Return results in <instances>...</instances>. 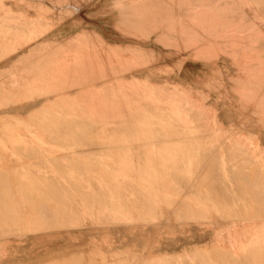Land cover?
Instances as JSON below:
<instances>
[{
	"label": "bare ground",
	"instance_id": "bare-ground-1",
	"mask_svg": "<svg viewBox=\"0 0 264 264\" xmlns=\"http://www.w3.org/2000/svg\"><path fill=\"white\" fill-rule=\"evenodd\" d=\"M184 1L185 0H183V2ZM183 2L181 3L183 4ZM115 3L116 6L114 5V1L112 6L118 8V13L117 15L114 13L112 19L119 17L120 24H118L119 22L117 23V20V24L115 25L120 26V33L122 34L120 37L123 38L130 35V37L133 36V39L136 40H133L134 42L130 41L132 45H128L131 46L127 47L125 45L127 47L125 51L130 49V51L134 53L133 55L136 53V58H138V56L140 57L146 51L149 52L151 50H147V48L143 46L145 43L149 42L151 43L149 45L153 47L152 51L154 50L156 54L154 59L152 56V58L149 57V60L152 59L151 61H154L153 63L160 62L174 55L176 51H173L175 50L173 46L177 44H174L175 42L171 43L170 39L176 42L177 39L182 41V44H184L181 46V49L184 52H193L197 58L201 53L207 52L206 49L203 50L207 45L201 46V44L205 43H199L200 45H198V43L196 45L188 44L191 40H194V43H196L204 34L207 36L205 39L206 41H208V38L210 40L217 36H225L226 38L228 35H231L232 37L230 31L233 27L236 28L232 25L231 30L227 31L230 28L229 26L236 21H231L232 23L227 22L225 17H221L223 13L220 15V10L218 11L220 16L217 15V11L215 10H218V8H214L215 10L208 9L212 11L211 14V11H207V8H203L204 6L202 7L203 11L201 10L200 12L198 9L196 11L195 9L188 10L187 3H184L186 5L185 7H180V2L169 3L167 0L166 2L165 0H115ZM205 3L207 2L205 1ZM262 3H264V1ZM14 4V2L5 4L4 1L0 0V11L7 13L6 11L10 10ZM194 4H196L195 1ZM27 6L31 7L32 4L28 3ZM262 6L264 5L262 4ZM109 8H111V6H109ZM180 8L184 10L186 8L188 11L194 12L190 13L185 10L186 12H183L186 15L183 13L180 14L182 10H180ZM112 9L114 8L112 7ZM213 11L216 13L214 14ZM8 12L10 13L11 10ZM18 12L19 10H17V13ZM40 12H42V10ZM14 13L12 14L14 15ZM100 13L101 12H99V14ZM1 14L0 27L7 26L8 24L6 25L3 23L5 21L4 19L8 18L5 17L7 14ZM10 14L7 15L9 18ZM18 14H23V12ZM26 14L25 17L27 19L28 14L27 16ZM38 15L41 16L42 14L40 13ZM79 15L81 16V14ZM18 17V19L21 20L20 16ZM34 17L36 18V16ZM35 18L32 17L29 25L18 21H16L18 24H13V21L12 25L10 24L11 28L9 27L11 29L10 31H6L3 28L0 31L1 60L4 58L7 60L9 59L10 61L6 60V63L9 62L8 64H10V67L17 65V61H22L23 63L26 60L25 64L19 62L22 64V68L20 67L21 69H19V72L13 73L17 70L9 72V75H7V77L5 76L6 78L0 80V113L9 114L10 112L8 109H11L15 114H18L20 110L30 111L29 120H23V122H27L26 124H30L24 128V131H27L31 135L34 134V136H37V139L40 137L46 138L47 140L49 136L51 139H68V142L64 141L62 146H60L61 144L59 143L61 148H68V150L69 148H79L76 142H69V138L72 139L74 137L76 141V135L79 136L80 134L82 135L79 137H82L83 134L85 136L97 134L100 136H114L115 139H131L130 141H132V139L149 140L155 138L158 142L147 144L141 140L143 143L138 142V144H136L133 141V143L124 144L122 142L123 144H121L119 141L95 143L91 140L92 143L94 142V144H91L94 151H90L88 154H95L97 156L99 153L104 154V150H107V155H114L116 157H111L112 159L105 161V163H113V165H117L118 167H107L105 170L112 172L103 173L102 175H99L97 171L104 172L105 170L92 167L93 165L91 169L88 167L82 170L77 167L64 169V164H82L84 162L83 160L85 159L77 155V158L74 160H67L63 157L64 155L57 157L52 155L53 159L50 160L47 158L48 160L44 159L43 161L38 159V155L37 159L39 161H27L28 164H35L34 167H9L10 170H7L8 175L1 173L3 170L1 168L3 167H0V205H2L0 207V234L17 236L19 233L29 232L26 234L21 245L15 244L13 246L14 252L11 253L12 255L9 261L13 262V258L17 256V264H23L25 259L28 260L35 252H40L38 249L39 247L44 246L45 252L37 255L36 257L38 260L31 264H85L88 260V258L87 260L85 259V257H87L85 252L91 247L92 249L96 248L95 242L91 238H88V241L85 243L88 247L84 248H88L87 250L83 249V247L72 246L71 249L65 248L59 253L53 249L49 250V248H47L48 245L52 246L51 243L55 244V240H51L48 243H45L43 240L51 236L34 234L39 232L40 229H43V226H47V230L55 229L56 232L54 237L57 238L61 235V233H59L61 227L68 226L69 228L83 225L79 222L80 220L78 221L77 219H74V222H70L72 219L70 218L69 221V217L71 215L76 216L77 211L82 206L72 203L71 198L73 195H76V197H83L87 207L94 209L96 204L102 203L105 195L108 194L111 201L106 198L107 201H105L104 206L108 208L110 215L114 213L116 214L114 216L119 215V218L122 217L120 215L124 216V221L122 220L124 227L120 230L118 229L119 232L123 231V237H121L124 238L126 236L127 242L133 245H135L137 240H141L143 244L138 254L133 253L129 256H123L115 261L106 256H102L101 258L98 255L101 258L99 264H119V262L122 263L126 261L128 264H264V120L261 119L258 121V130L254 133H243L238 127L232 126L233 124H230L231 121H227L229 124H225L222 121L210 117L206 110L202 108V104L196 102L194 98L193 100L187 99L184 94L179 93L180 88L178 87L180 84L177 82L173 83L170 82L171 80L169 79H162L158 84H156L155 81H153L152 84L150 80V83L154 86L157 85V88L158 85H162L163 87H175V89H177L176 91L164 89L163 92L155 91L152 86L148 85L150 83L147 75L146 78L148 79L146 80L148 83H145L146 85L141 83L142 81L135 76L137 71L151 64L148 66H140L139 63L143 64L141 63L143 57L139 58L141 61L139 63L136 59L137 61L135 62L138 64L133 63L134 61L130 55L128 57L131 58L132 61L127 57L125 58L124 55L120 53L122 51L120 50V44H111V40L102 32L98 33V30H89L84 27L82 23H79L74 26L77 28L79 27V30L76 31L75 34L65 37L67 33L55 31L50 25H46L45 28L43 27L44 25H36L37 23H34L36 22L34 20ZM41 18L42 17H40V19L37 18V20H41ZM115 25L113 24V27ZM138 26L147 29L146 37H142L143 35L140 36V31H134L136 28L138 29ZM23 27H28V33L19 37L18 31L23 29ZM143 28L142 30L144 31ZM238 28L242 29V27ZM204 29H207L206 33ZM5 31L7 33H5ZM223 31L225 33H223ZM134 32L140 33L139 36L143 38V40L140 41L139 36ZM228 32L230 34H228ZM248 32L244 34H248ZM143 33H145V31ZM237 33L239 34V31ZM6 34L11 38L5 37L7 36ZM251 34L249 32L250 36ZM210 35L213 37H208ZM243 35L241 33L240 36ZM255 35L257 36V33ZM233 36L236 37L235 35ZM110 37L115 38L112 36ZM247 37L249 36L247 35ZM245 38L243 37L241 41H244ZM250 38L252 41L254 36ZM227 39H230V37L228 36ZM235 40H237V37ZM238 41L240 42V40ZM258 41L263 42L262 39H258ZM156 43H161V46L157 47L155 45ZM180 43L181 42H179V44ZM223 43H225V41ZM230 44H234L233 49L238 45V43L236 45L235 41H233V43L230 41ZM247 44L249 43L247 42ZM7 45H9V47H7ZM244 45L246 44H243V46ZM249 46L250 44L243 48H249ZM260 46L261 44L259 46L257 45L256 48L264 53V48ZM222 47L225 48L223 45ZM246 48L245 51H247ZM256 48L254 46L253 49L256 50ZM122 49L124 51V46ZM182 50H180L181 53L183 52ZM258 50L256 51L258 52ZM152 51L149 52V55L154 53ZM250 52H253L251 48ZM254 52L252 54H244V56L240 54L244 60L242 57V59H239L243 60L245 63H238L236 60L239 64L236 65L238 71L242 73L239 74L243 75L245 73L244 76H246V79L244 77L243 81V76L241 80H238L242 82L240 83L242 84V86H240L242 90H246L250 93V97L253 96L251 99L256 101L260 99V101H258L260 103L257 104H255L256 101H252L253 104L251 109L256 113L257 111L264 112V75L263 77L261 75L263 69L258 73L259 69H261V65L259 68L260 62L264 63V61H261L264 60V55L258 52L261 54L260 57H263L260 60L259 54ZM256 53L258 54V58L256 57L257 55L253 56ZM238 56L239 55H237V58ZM215 58L217 59V56ZM251 59H256L255 64L258 63V70L256 73L259 75L254 73L256 75L255 79L252 76L255 70L251 72L253 67L249 66L252 62ZM145 60L148 62V59ZM208 60L212 59L210 58ZM236 61L234 60L235 63ZM246 61L251 62L248 63ZM255 64L253 66H255ZM249 67H251V69H248ZM18 68L19 67L16 69ZM11 70H14V68H11ZM214 71L218 73V70ZM3 73L6 72L4 71ZM234 73L236 72H233V74ZM219 74L221 75V73ZM239 74L236 73L237 76ZM226 75L227 73H224V76ZM257 75L259 77L256 79ZM250 77L253 78V81ZM260 77L262 78L260 79ZM233 78L235 77L233 76ZM229 79L231 78L229 77L228 80ZM244 80H247L246 82H248L250 87L248 84L244 83ZM238 81L236 82L237 84H239ZM245 85L247 89L243 87ZM181 86L184 87L183 85ZM240 87L237 89L240 90ZM201 96L204 99L205 95ZM206 96L208 97V95ZM182 103L184 104L183 107ZM128 106L132 108V111L128 113V111L122 110V108ZM211 106H213L212 109L216 111L214 109L215 105ZM249 107L250 106H245L243 104L242 110L247 111ZM186 109L195 115L193 119L186 115ZM213 110L212 113H214ZM122 113H124L123 117L128 114L127 116H131V118L126 116L123 121L113 118L120 116ZM32 116L35 117V119L32 118ZM145 116L149 117L146 119V123L143 119ZM17 119L19 118L17 117ZM188 121L190 125L186 128ZM139 123H141L142 126L139 125ZM144 123L145 125H143ZM6 124V118L0 116V139L10 137L6 131L11 130L6 127ZM219 124L222 127L223 124L229 126L228 128L231 126V130L233 128V130H237L236 132L239 133L230 134L227 133V131L225 133ZM14 129L16 130V128H12V131ZM233 130L232 132H235ZM42 131L48 132L49 136L47 135V137H44L43 135L45 133H41ZM81 140H86L87 142V139L82 138ZM52 143L51 145H53ZM45 145H48V143H45ZM14 148L16 147L14 146ZM84 148L82 150H84ZM123 149H125L124 152L121 151ZM84 151H86V148ZM83 152H79V155ZM29 153L36 158L35 155H37L38 152L36 153L35 151L29 150ZM86 153L87 151L84 154ZM10 154L14 156H12V163H17L18 160L16 157H18V154L11 152ZM43 155H45V153ZM95 158L97 161L99 160L98 156ZM1 163L3 164L4 162L2 161ZM43 163H48L53 166L46 168L43 167ZM85 166L87 165L85 164ZM5 170L6 168L4 167V171ZM62 170H64L65 174H63V176L68 178V182L77 185L79 188L85 189L92 187L94 190L96 189V191L90 192L83 189H76L75 192L66 191V189L65 191L64 189L59 191V189L55 187L45 189L46 186H44V183L39 181L42 175H45V171L57 172ZM92 170L94 171L93 173ZM9 179H11V181H9ZM107 180L119 184H104L107 183ZM85 181L90 182L87 184L88 186L82 183ZM13 182L18 183H15V186L19 185L17 188L14 186L16 190H19L24 184V187L27 185L29 189H31V192H29L30 190L27 187L28 192H25V195L29 193L28 196L36 195L37 198L31 197L32 199L29 200L30 197L25 196L26 200L25 197L20 199L22 195L19 196L18 192L21 194L20 190H22L23 187L15 193L14 188H12L14 191L8 189L12 186L11 183L14 184ZM37 183H43L44 188H41V185L39 186ZM49 186L51 185L49 184ZM102 187H107V189H102ZM24 189L26 191V188ZM113 189H115L116 193L112 192ZM121 192H124L125 198H122L120 195ZM14 194H18L16 198L19 196V199L16 200ZM11 195L15 198L14 200H11ZM83 205L86 206L85 204ZM101 211L104 213L103 210ZM134 216L137 218L136 223L132 221L134 220L132 219ZM116 218H114V221ZM105 219L106 218H104V220ZM92 221L94 222V220ZM119 221L120 220H118V222ZM122 221H120V223ZM69 222L72 223V225H68ZM107 222L105 221L104 223ZM111 224L112 222L110 225ZM30 225L34 227L32 229H27ZM81 228L82 227L78 230H82ZM31 232H34V234L30 237L29 234ZM125 233H128V235ZM181 234L183 237L177 238ZM85 235L90 237L89 234ZM167 235L173 236V242L171 241V243L169 240L166 245L160 246V241ZM66 236L67 237L64 239L69 240V234ZM154 237L155 240L153 239V242H149ZM29 243L32 245L27 249L26 247ZM60 255L61 257H59ZM56 256L57 258H55ZM47 257L50 258L43 260ZM59 258L61 259L59 260ZM30 259L33 260V258ZM6 261L7 260L4 262ZM91 261L93 260L91 259Z\"/></svg>",
	"mask_w": 264,
	"mask_h": 264
},
{
	"label": "rangeland",
	"instance_id": "rangeland-1",
	"mask_svg": "<svg viewBox=\"0 0 264 264\" xmlns=\"http://www.w3.org/2000/svg\"><path fill=\"white\" fill-rule=\"evenodd\" d=\"M2 1H4L5 2V4H7L8 2H10V3H12V2H14L15 4H14V6L12 7V8H10V10H11V14L8 12V11H10V10H8V11H6L7 13H3L2 11H0V14L1 13H3V14H1V15H9L10 14V18H9V16H5L7 19H9V20H7V19H4L3 21V23H5L7 26H3V27H0V31H1V29L3 28L4 30H6V31H10L11 29V25H12V22H13V24L15 23V24H18V22H20V23H26V24H30L29 22H30V20H32V17L33 18H35L34 16H36V18L34 19L36 22H34V23H37L36 25H38V26H43L44 28H45V26L47 25V26H51V28H53L55 31H60V32H64L66 35H65V37H69V36H71V35H73V34H75V32L76 31H78L79 30V27L77 28V27H74L76 24H79V23H82L83 24V26L84 27H86L87 29H89V30H95V31H97L98 33H103V34H105V36H107V38H109L110 40H111V44H120V50H122L120 53H122L121 55H124V57L126 58H128L129 60H131V58H132V60L134 61L133 63H137V62H135V61H137L138 60V63L139 62H141V63H143V64H145V65H143V64H140L139 63V65L140 66H148V65H150V66H148V67H143V68H140L138 71H137V74L135 75V76H137L138 77V79L140 80V81H142L141 83H144V85H146L145 83H148L147 82V80L146 79H148L149 80V83H150V80H151V82H152V84H153V81H155L156 82V84H158L159 83V81H161L162 79H160V80H155V79H153V78H151V74H149V68L151 67V66H153V65H157V64H159V63H163V62H165V61H168V60H170V59H172V58H174L173 60H170L169 62H167V63H165V64H163L162 65V67H161V69L163 70V71H167V72H170L171 74L173 73V74H177V75H179L180 76V79L184 82V83H180V82H177V83H179L180 84V86L181 85H183L184 87H186V88H184V87H178V88H180L179 90L181 91H179V93H182V94H184L186 97H187V99H192L193 100V98H194V100L196 101V102H198V103H200V104H202V108H204L205 110H206V112H207V114L210 116V117H212V118H215V120H218V121H222L223 123H225V124H229V122H230V124L232 125V126H236V127H238L239 129H240V131L241 132H246V133H250V134H252V133H254L255 131H257L258 130V121L259 120H261V119H263L264 120V112H259V111H257V112H259V113H254L253 112V110L251 109L252 107V104H253V102L252 101H256V100H254V99H251L253 96H251L250 97V93H248L246 90H242V88L240 87V86H242V84H240V83H242V82H240V81H238V80H241V77L243 76V78H242V81H243V79H244V77H245V79H246V76H244L245 75V73L243 74V75H241L242 73L240 72V71H238V68H237V65L236 64H238V63H243L244 61V58L241 56L242 54H243V56H244V54L245 55H247V54H249V53H253L254 52V50L255 49H253L254 48V46H255V48L257 47V45L259 46L260 44H261V46L260 47H262V48H264V6H262V4L264 5V3H262L264 0H199V2H198V0H185L184 2H183V0H167V2H173V3H177V2H180V4L182 5H179L180 7H185L186 5V3H187V9L189 10V9H195V11L198 9V10H200V12H201V10L203 11V8L204 9H206L207 8V11H211V10H215L216 8H218V10L216 9L215 11H217V13L215 12V11H213V13L215 14H217V15H219V13H218V11L220 12V15L222 14V15H224V16H222L221 15V17H225V19L227 20V22H233V21H236V22H233V24H231L227 29V31H230L231 30V26L233 25V26H235L236 28H232V30L230 31V33L232 34V37H234L233 35H235L236 37H237V40H235L236 39V37H234V38H232L231 37V35H228V34H230L229 32H228V34H224V35H228L229 37H230V39H227L228 38V36L225 38V36H223V37H220V36H215L216 38H214L213 36H208V37H213V39L211 38L210 40H209V38H208V41H206L205 39L207 38V36H206V34H204L203 35V37L202 38H199V40H197V42H196V40H195V42L196 43H194V40L192 41H190L188 44H193V45H196L197 43H198V45H200L201 43H205V44H201V46L203 45V46H205V45H207L203 50H207V55H206V53L204 52V53H201L200 54V56L199 57H195V54L193 53V52H190V51H186V52H184L181 48V46H183V44H182V41H180L179 39H177V42L176 41H173L172 39H170L171 40V43H174V44H177V45H175V46H173V48H175V50H173V51H176V52H174V55L173 56H171V57H169V58H167V59H164V60H162V61H160V62H156V63H153L154 61H151L152 59V57H153V59L155 58V56H156V54H155V51L153 50L152 51V46H150L149 44H151V43H149V42H147V43H145L143 46H145V48H147V50H149V49H151L150 51H152V52H154L152 55H149V52L148 51H146L143 55H141L140 57L138 56V58H136V53H135V55H133L134 53L132 52V51H130V49L128 50V51H125V50H127V47L128 46H131L132 44L130 43V41H132V42H134V41H136L135 39H133L134 37L133 36H131L130 37V35H128V36H126V37H120V35H122L121 33H120V30L121 29H119L120 28V26L118 27L117 25H115V24H117L118 22H119V17H116V19H112V15H114V13H115V15H117V9L118 8H116V7H114V6H112L113 5V1H114V5L116 4L115 3V0H2ZM60 1V2H59ZM62 1H64V2H62ZM66 1V2H65ZM98 1H100V2H98ZM164 1V0H163ZM177 1V2H176ZM188 1H189V5H188ZM194 1H195V3L196 4H194ZM205 1L207 2V3H205ZM230 1V2H229ZM234 1V2H233ZM257 1V2H256ZM259 1H260V3H259ZM46 4H45V3ZM56 2V3H55ZM59 2V3H58ZM62 2V3H61ZM165 2H166V0H165ZM181 2H183V4H184V6H183V4L181 3ZM28 3H30V4H32V6L31 7H29V6H27V4ZM52 3V4H51ZM53 3H55V4H53ZM59 5H58V4ZM100 3V4H99ZM204 3V4H203ZM236 5H235V4ZM254 3V4H253ZM61 4V5H60ZM192 4V5H191ZM202 4V5H201ZM206 4V5H205ZM54 5V6H53ZM200 5H201V7H200ZM215 5V6H214ZM217 5H218V7H217ZM231 5V6H230ZM233 5H234V7H233ZM34 6V7H33ZM36 6V7H35ZM53 6V7H52ZM109 6H111V8H109ZM116 6V5H115ZM204 6V7H203ZM33 7V8H32ZM43 7V8H42ZM46 7V8H45ZM48 7H50V8H48ZM112 7L114 8V9H112ZM191 7V8H190ZM203 7V8H202ZM230 7V8H229ZM48 8V9H47ZM78 8H80V9H78ZM179 8V7H178ZM200 8V9H199ZM213 8V9H212ZM215 8V9H214ZM221 8H222V10H221ZM239 8V9H238ZM40 9V10H39ZM49 9H50V11H49ZM84 9V10H83ZM111 9V10H110ZM182 9V10H181ZM186 8H185V10L187 11V12H190V11H188ZM208 9H211V10H208ZM17 10H19V12L18 13H22L23 12V14H18L17 13ZM21 10V11H20ZM37 12H36V11ZM42 10V12H40ZM47 10V11H46ZM77 10H79V11H77ZM81 10H83V11H81ZM175 10V9H174ZM180 14L181 13H183V14H185L183 11H185L183 8H180ZM193 10H191V11H193ZM241 10V11H240ZM13 11V12H12ZM44 11V12H43ZM66 11V12H65ZM68 11V12H67ZM109 11V12H108ZM185 11V12H186ZM206 11V10H205ZM235 11V12H234ZM15 12V13H14ZM24 12H25V14L27 13L28 14V18L26 19V17H25V14H24ZM38 12H40L42 15L40 16V15H38V14H40V13H38ZM76 12V13H75ZM82 12V13H81ZM99 12H101L100 14H99ZM194 12V11H193ZM193 12H190V13H193ZM229 14H228V13ZM239 12V13H238ZM9 13V14H8ZM12 13H14V15L12 14ZM103 13V14H102ZM104 13H106V14H104ZM203 13V12H202ZM209 13V12H208ZM227 13V14H226ZM15 14H18V15H15ZM27 14H26V16H27ZM79 14H81V16L79 15ZM182 14V15H183ZM211 14H212V11H211ZM12 15V16H11ZM186 15V14H185ZM219 15V16H220ZM228 15V16H227ZM229 15H230V18H229ZM244 15V16H243ZM18 16H20V18H21V20H19L18 18ZM89 17V19H88V17ZM232 16V17H231ZM13 17H15V18H13ZM40 17H42L41 18V20H37V18H39L40 19ZM45 17V18H44ZM84 17V18H83ZM102 17H104V18H102ZM239 17V18H238ZM244 17V18H243ZM60 18V19H59ZM63 18V19H62ZM101 18V19H100ZM246 18V19H245ZM14 19V20H13ZM16 19H18V20H16ZM44 21H43V20ZM85 19V20H84ZM106 19V20H105ZM260 19V20H259ZM11 20V21H10ZM26 20V21H25ZM59 22H58V21ZM118 20V21H117ZM229 20V21H228ZM16 21H18V22H16ZM25 21V22H24ZM81 21V22H80ZM116 21H117V23H116ZM243 21V22H242ZM9 22H11V23H9ZM100 22V23H99ZM231 22V23H232ZM242 22V23H241ZM251 22V23H250ZM11 24V25H10ZM113 24L115 25L114 27H113ZM118 24H120V22L118 23ZM10 25V26H9ZM245 25V26H244ZM10 27V28H9ZM43 27H41V28H43ZM118 27V28H117ZM140 27V28H139ZM227 27V26H226ZM238 27H242V29H244V30H242V29H239ZM40 28V27H39ZM142 28L143 27H141V26H138V29L136 28L134 31H140V36L141 35H143L142 37H146L147 36V29H145V28H143L144 29V31H145V33H143L144 31L142 30ZM28 27H23V29H21V30H19L18 31V36L19 37H22V36H24L25 34H27L28 33ZM140 29V30H139ZM221 29V28H220ZM226 29V28H225ZM225 29H224V31H225ZM236 29V30H235ZM104 30V31H103ZM223 30V29H222ZM241 30V31H240ZM246 30V31H245ZM5 31V33H7ZM133 31V30H132ZM142 31V32H141ZM206 31H207V29H204V32L206 33ZM223 31V33H225ZM235 31H239V34L237 33V32H235ZM242 31H245V32H250V34H251V36L249 35V32H248V34L246 33V34H244L245 32H242ZM108 32V33H107ZM242 33V35L243 36H240L241 35V33ZM4 33V32H3ZM64 33H63V35H64ZM106 33H107V35H106ZM134 33H136V32H134ZM223 33H222V35H223ZM227 33V32H226ZM257 33V36L255 35V34ZM109 34V35H108ZM137 34V36H139V34H138V32L136 33ZM145 34V35H144ZM237 34V35H236ZM7 36H5V37H7V38H11L10 36H8V34H6ZM247 35L249 36V37H247ZM110 36H112V37H115V38H111ZM139 36V40L141 41V40H143V38H141ZM252 36H254V38H252V41L253 42H256V43H253L252 41H251V38L250 37H252ZM118 37V38H117ZM239 37V38H238ZM243 37L245 38V37H247V38H245V42L244 41H241V39H243ZM256 37V38H255ZM263 37V38H262ZM196 38V37H195ZM204 38V39H203ZM231 38H232V40H231ZM59 39H61V38H59ZM216 41H215V40ZM227 39V40H226ZM255 39H257V40H255ZM258 39H262L263 40V42L261 43V42H259L258 41ZM134 40V41H133ZM164 40H166V39H164ZM163 40V41H164ZM168 40V39H167ZM179 40V41H178ZM238 40H240V42L242 43H240ZM248 40V41H247ZM200 41V42H199ZM215 43H214V42ZM222 41V42H221ZM225 41V43H223ZM230 41H231V43H233V41H235L236 42V45H237V43H238V47L236 46V47H234V49H233V46H234V44H230ZM179 42H181L180 44H179ZM191 42H193V43H191ZM209 42H211V43H209ZM212 42H213V44H212ZM247 42L250 44V46H249V48H246V50L247 51H245V48H243L244 46H248L249 44H247ZM260 44H259V43ZM161 43H162V41H161ZM161 43H156L155 45L157 46V47H159V46H161ZM200 43V44H199ZM239 43H240V47H239ZM253 43V44H252ZM128 44H131V45H128ZM182 44V45H181ZM216 44H218V45H216ZM243 44H246V45H244L243 46ZM252 44V45H251ZM263 44V45H262ZM122 45V46H121ZM127 47H126V46ZM216 45V46H215ZM222 45L223 46H225V48L228 50H226L224 47H222ZM228 45V46H227ZM230 45H232V46H230ZM242 45V46H241ZM123 46H124V51H123ZM177 46V47H176ZM185 46V45H184ZM212 47V49H211V47ZM214 46V47H213ZM229 46H230V48H229ZM7 47H9V45H7ZM125 47H126V49H125ZM210 47V48H209ZM178 48V49H177ZM222 48V49H221ZM236 48V49H235ZM243 48V49H242ZM250 48H251V51L253 50V52H250ZM208 49H210V50H208ZM234 51H233V50ZM249 49V50H248ZM178 50V51H177ZM180 50H182L183 52L181 53V51ZM236 50V51H235ZM256 50H258L257 48H256ZM255 50V52H257ZM151 52V53H152ZM179 52V53H178ZM246 52V53H245ZM254 52V53H255ZM258 52H260V53H263V52H261L260 50H258ZM257 52V53H258ZM148 53V54H147ZM150 53V54H151ZM238 53V54H237ZM254 54L253 56H255V55H257L256 57L258 58V54ZM0 54H1V52H0ZM147 54V55H146ZM233 54H234V56H233ZM241 54V55H240ZM127 55V56H126ZM130 55V57L131 58H129L128 56ZM149 55V56H148ZM154 55V56H153ZM201 55H202V58H201ZM229 55V56H228ZM232 55V56H231ZM237 55H239L238 56V58H237ZM260 55L261 54H259V59L261 60L264 56V53H263V57L261 58L260 57ZM135 56V57H134ZM144 56H147V57H144ZM152 56V57H151ZM184 56H189V58H191V59H193V60H195V61H197L196 63H200V65H199V67H201V71H200V73L198 74L197 72H192L191 71V69H190V73H188V75L186 76L185 75V73H183V71L185 70V68H186V70H187V68H188V64H193L191 61V59H189L186 63H187V66L185 67H182V68H180L179 69V64H180V59L179 58H181V57H184ZM217 56V59L215 58ZM134 57V58H133ZM144 59H143V58ZM149 57H151L150 59L151 60H149ZM243 58V60H240V59H242ZM139 58H142L141 59V61H140V59ZM212 59V60H208V59ZM240 58V59H239ZM135 59V60H134ZM137 59V60H136ZM145 59H148V62L149 61H151V62H147V60H145ZM240 61H239V60ZM131 60V61H132ZM232 60V61H231ZM234 60L236 61H238V63H237V61H236V63L234 62ZM256 60V59H255ZM255 60H252L251 59V61L253 62H251V61H246V62H248V63H252V65H251V63L249 64V66H251V67H253V69H252V71L251 70H249V71H251V72H253L254 70V72H253V74L254 73H256V71L258 70L257 68V64L258 63H256L255 64ZM145 61V62H144ZM222 61H224L225 62V64L223 65V67H220L221 66V62ZM261 61H264V60H261ZM15 62H16V60H15ZM22 63V61H17V65H15L14 67L12 66V67H5L3 70H1V73H0V80L1 79H4V78H6L7 77V75H9V72H13V71H15V70H17V71H15V72H13V73H16V72H19L20 70L19 69H21L22 68V64L24 63H26V60L22 63V64H20V63ZM194 62V61H193ZM206 62H208V63H206ZM223 62V63H224ZM230 62V63H229ZM232 62H234V63H232ZM18 63H19V66H18ZM137 63V64H138ZM206 63V64H205ZM220 63V64H219ZM245 63V62H244ZM208 64V65H207ZM216 64H218V65H216ZM255 64V66H253ZM236 67H235V66ZM239 65V64H238ZM246 65H248V64H246ZM260 65H261V69H259V71H258V73H260L261 71H262V69H263V73H261V75H262V77H263V75H264V66H262V65H264V63H262V62H260V64H259V68H260ZM17 67H19L18 69H16ZM21 67V68H20ZM251 67H249L248 69H251ZM8 68V69H7ZM11 68H14V70H11ZM255 68V69H254ZM236 69H237V71H236ZM7 70H8V74H7ZM10 70V71H9ZM214 70H218V73H217V71L215 72ZM235 70V71H234ZM6 72V73H3V72ZM144 73H143V72ZM207 71V72H206ZM220 71V72H219ZM233 72H236V73H241V74H239L238 76L236 75V73H234L233 74ZM219 73H221V75L219 74ZM224 73L226 74L227 73V75L226 76H224ZM258 73H256V74H258ZM5 74V75H4ZM233 75L235 78H237V79H235V78H233V76H231V75ZM246 74H248V73H246ZM252 74V76H253V78L255 79V74L253 75ZM146 75H147V77L148 78H146ZM259 75V74H258ZM257 75V77H256V79L259 77ZM6 76V77H5ZM188 76H190V78L188 77ZM200 77V84H199V86H196L195 85V87L193 88V87H190L189 86V82H190V79H192L193 77L195 78V77ZM237 76V77H236ZM240 76V77H239ZM140 77V78H139ZM142 77V78H141ZM144 77V78H143ZM231 78V79H229V80H231V81H229L228 80V78ZM249 77V76H248ZM247 77V78H248ZM262 77H260V79L262 78ZM250 78H252V77H250ZM253 78L251 79L252 81H253ZM264 78V77H263ZM141 79H144V80H141ZM235 79V80H234ZM239 82V84H237L236 82L237 81ZM234 81H235V83H234ZM247 81V80H246ZM245 80H244V83H246V84H248V82H246ZM170 82H173L174 83V81H170ZM192 82H193V80H192ZM186 83V84H185ZM151 83L150 84H148L149 86H152V88L153 89H155V91H160V92H163V90L165 89H172V91L174 90V91H176L177 89H175V87H173V88H169V87H163L162 85H158V88H157V85H152ZM155 84V83H154ZM161 84V83H160ZM178 84V85H179ZM231 84V85H230ZM147 85V86H148ZM238 85V86H237ZM172 86V85H171ZM174 86V85H173ZM235 86H237V87H235ZM248 86H249V84H248ZM240 87V90L239 89H237V88H239ZM244 88H246V85L245 86H243ZM250 87V86H249ZM261 87H263V86H261ZM147 88H149V87H147ZM177 88V87H176ZM243 88V89H244ZM161 89V90H160ZM247 89V88H246ZM263 90V89H262ZM203 93V94H202ZM205 93V94H204ZM250 94V95H249ZM180 95V94H179ZM201 95H205L204 96V99H203V97L201 96ZM206 95H208V97L206 96ZM199 97V98H198ZM208 99H207V98ZM249 97H250V99H249ZM259 98V97H258ZM258 101H260V99H257ZM258 101H256V103L255 104H257V103H260V102H258ZM262 101V100H261ZM250 103V104H248V103ZM222 103H223V105H225L224 107H223V105H222ZM205 104V105H204ZM245 105V106H250L249 107V110H247V111H244V110H242V105ZM254 104V105H255ZM211 105H215V107H214V109L216 110V111H214L212 108H213V106H211ZM184 106V104L182 103V107ZM143 108V107H142ZM137 109V108H136ZM210 109H212L213 110V112L215 113H212V110H210ZM9 110V114H1L0 113V116L1 117H4V118H6V121H7V124H6V127L7 128H10V130L11 131H6L7 132V134H8V136H10L9 138H1L0 139V167H3V168H1V169H3L2 171H1V173H3V174H7V170H10V168L11 167H13V166H15V167H22V166H31V167H34L35 166V164H28V162L27 161H31V160H35V161H39V160H41V161H43L44 159L46 160L47 158L48 159H53V157H52V155H54V156H63L64 158H66L67 160H74L75 158H77V156H81L83 159H85V160H83L84 162L82 163V164H80V163H69V164H64L63 165V168L64 169H68V168H74V167H77V168H79V169H84V168H86V167H88L89 169H91L92 167H95V168H99V169H104L105 170V168H109V167H118L117 165H113V163L111 164V163H109L108 162V164L107 163H105V161H109V160H111L112 158H116L114 155H111V156H109V155H107V153H108V151L107 150H102L103 152H104V154L107 156H105L104 154H101V153H97L98 155V158H99V160L97 161L96 160V158L95 157H97L95 154H88V152H90V151H94V149H93V147H92V145L91 144H94V142L95 143H98V142H120L121 144H125V143H133V141H134V143H136V144H138V142H144V143H149V144H152V143H154V142H158V140L157 139H153V138H151V139H144V140H142V139H132V141H130L131 139H115L114 138V136H109V135H91V136H88V135H84L83 134V136L82 137H79L80 135H82V134H80L79 136L78 135H76V141H75V139H74V137L72 138V139H70L69 138V142H71V141H74V142H76V144H77V146H79V148L78 147H76V148H69V150H68V148L67 149H64V148H61L60 146H62V143H64V141H66V142H68L67 140L68 139H66V140H61V139H56V138H52L51 139V137L49 136V133L48 132H44V131H42L41 133H45L43 136L44 137H47V135L49 136L48 138H47V140H46V138H40V137H38V139H37V136H34V134L33 135H31V134H29L27 131H24V128L27 126V125H30V124H26L27 122H23V120H29V112L30 111H25V110H20V111H18V114H15V112H12L11 111V109H8ZM122 110L123 111H128V113L130 112V111H132V108L131 107H124V108H122ZM133 110H134V108H133ZM218 110V111H217ZM122 111V112H123ZM186 111V115H188V116H190V118L191 119H193L194 117H195V115L194 114H192V113H190L189 111H188V109H186L185 110ZM2 112V111H1ZM216 112H217V114H216ZM211 113V114H210ZM124 113H122L120 116H116V117H113V118H115L116 120H118V119H121L122 121L126 118V116L128 115H125V117H123L124 115H123ZM186 115H185V117H186ZM217 115V116H216ZM11 116V117H10ZM17 117L19 118V119H17ZM128 118L130 117L131 118V116H127ZM165 117H167V116H165ZM209 117V118H210ZM32 118H34L35 119V117H33L32 116ZM149 117L147 116H145L143 119L145 120V123H146V119H148ZM143 120V121H144ZM227 121H229V122H227ZM13 122V123H12ZM145 123L143 124V125H145ZM24 124V125H23ZM221 124V123H220ZM219 124V126L223 129V131L226 133V131H227V133H236V134H238L239 132H236L237 130H233V128H232V130L233 131H235V132H232V130H231V126H230V128H228L229 126H227V125H225V124H223V127L221 126ZM14 125V126H13ZM139 125H141L142 126V124L141 123H139ZM190 125V122L188 121L187 122V124H186V128H188V126ZM19 126V127H18ZM12 128H16V130L14 129L13 131H12ZM229 129H230V132H229ZM8 132H11V133H8ZM0 133H1V131H0ZM72 136H75V135H72ZM103 136H106V137H103ZM77 137H79V138H77ZM90 139H89V138ZM35 138V139H34ZM50 138V139H49ZM87 139V142H86V140H81V139ZM113 138V139H112ZM28 139V140H27ZM37 139V140H36ZM49 139V140H48ZM101 139V140H100ZM115 139V140H114ZM26 140H27V142H26ZM30 140V141H29ZM58 142H57V141ZM78 140V141H77ZM94 141L93 143H92V141ZM97 140V141H96ZM128 142H127V141ZM142 140V141H141ZM18 141V142H17ZM45 141H47V142H45ZM50 141H52V142H50ZM137 141V142H136ZM2 142V143H1ZM28 142H30V143H28ZM56 142V143H55ZM123 142V143H122ZM142 142V143H143ZM15 143H16V145H15ZM42 143V144H41ZM45 143L47 144L48 143V145H45ZM51 143L53 144V145H51ZM59 143L61 144L60 146H59ZM82 143V144H81ZM22 144V145H21ZM33 144V145H32ZM37 144V145H36ZM12 145H13V148H12ZM29 145V146H28ZM51 147H50V146ZM14 146L16 147V148H14ZM26 146H27V149H26ZM88 146V147H87ZM86 148V151H87V153L86 154H84L86 151H84L85 150V148ZM34 148V149H33ZM40 148V149H39ZM41 148H43V149H41ZM84 148V150H82ZM90 148H92V149H90ZM38 149V150H37ZM145 149V148H144ZM153 149H156V148H153ZM29 150H32V151H35L36 153H37V155H35L36 156V158L34 157V155H32L31 156V154L29 153ZM124 150L125 149H123V150H121V151H123L124 152ZM55 151V152H54ZM75 151H76V153H75ZM77 151H78V153H77ZM81 151L83 152L82 154H80L79 155V152L81 153ZM133 151V150H132ZM10 152L11 153H16V154H18V157H16V159L18 160L17 161V163L15 162V163H12L13 162V155H11L10 154ZM42 152V153H41ZM96 152V151H95ZM28 153V154H27ZM41 153V154H40ZM45 153V155H43ZM74 153V154H73ZM48 154V155H47ZM51 154V155H50ZM59 154V155H58ZM39 155V156H38ZM42 155V156H41ZM77 155V156H76ZM91 155V156H90ZM10 156V157H9ZM13 156V157H12ZM30 156V157H29ZM37 156H38V159H37ZM41 156V157H40ZM51 158H50V157ZM86 156V157H85ZM90 156V157H89ZM29 157V158H28ZM42 157H43V159H42ZM90 158V159H88V158ZM112 157V158H111ZM25 158V159H24ZM26 158H27V160H26ZM97 158V159H98ZM47 159V160H48ZM88 159V160H87ZM94 161H93V160ZM11 160V161H10ZM90 160V161H89ZM4 162L3 164L1 163V162ZM86 161V162H85ZM89 162V163H88ZM20 163V164H19ZM27 163V164H26ZM72 164V165H71ZM85 164L87 165V166H85ZM75 165H77V166H75ZM93 165V166H92ZM97 167H96V166ZM51 166H53V165H50V164H48V163H43V167H46V168H49V167H51ZM92 166V167H91ZM4 167L6 168V173H5V171H4ZM8 167V168H7ZM10 167V168H9ZM46 173H45V175H42V177H41V179L39 180V181H41V182H43L44 183V186H46V188L45 189H50V188H56V189H59V191L61 190V189H64V191H65V189H66V191H72V192H75L76 191V189H83V190H86V191H90V192H95L96 191V189L94 190L92 187H89V188H79V187H77V185H74V184H72L71 182H68V178L66 177V176H63V174H65V172H64V170H62V171H57V172H52V171H45ZM94 171L92 170V173H93ZM112 171H108V170H105L104 172H102V171H97V173H99V175H102L103 173H111ZM8 175V174H7ZM63 176V177H62ZM44 178H46V179H44ZM65 179V180H64ZM9 181H11V179H9ZM44 181H46V182H44ZM87 181H85V182H82L83 184H89L90 182H87ZM107 183H104V184H119V183H114V182H112V181H106ZM14 184H12L11 183V187L10 188H8V189H11V190H13L12 188H14V186L16 185L15 183H17V182H13ZM43 183H37V185H41L40 187L41 188H44V186H43ZM18 184V183H17ZM49 184L52 186H49ZM64 184H65V186H64ZM98 184V183H97ZM100 184V183H99ZM59 185V186H58ZM60 185H63V186H60ZM24 186H25V184H24ZM24 186H22L23 187V189L22 190H20L22 187H20L19 188V190L21 191V194H20V192H18L19 190L17 189H15V188H17V187H19V185H17V186H15V188H14V192L15 193H19V196L20 195H22L21 197L22 198H20V199H23L25 196H28L29 195V193H28V195H25V192L27 193L28 192V189H29V187L26 185V187H24ZM38 186V187H39ZM47 186H49V187H47ZM88 186V185H87ZM27 187H28V189H27ZM2 188H4V187H2ZM24 188H26V191H25V189ZM104 188H106L107 189V187H102V189H104ZM30 191L29 192H31V189H29ZM17 191V192H16ZM22 192H23V194H22ZM112 192H114V193H116L115 192V189H113L112 190ZM105 193H108V192H105ZM31 194V193H30ZM15 195V198H16V195H18V194H14ZM24 195V196H23ZM35 195V194H34ZM121 196H122V198H125V195H124V192H121V194H120ZM12 196V195H11ZM18 196V197H19ZM16 198V200L17 199H19V198ZM28 197H30L29 198V200H31L32 198L31 197H36L37 198V196L35 195V196H33V195H30V196H28ZM27 197V198H28ZM104 197V196H103ZM11 198V200H14L15 198L12 196V197H10ZM10 198H9V200H10ZM106 198H107V200H110V198L108 197V194H106L105 195V197H104V199H103V202L102 203H100V204H96V206H95V208L94 209H91V208H89V207H87V205H86V203H85V200L83 199V197H80V196H77L76 197V195H73L72 196V198H71V201H72V203H75V204H80V209L77 211V215L76 216H74V215H71L70 217H69V221H70V218H72L71 219V221L70 222H74V219L76 220H80L79 222L80 223H82L83 225H81V226H72V227H69L68 228V226H65V227H61L60 228V230H59V233H61V235H60V237H54L55 236V229H50V230H47V226H43V229H40L39 230V232H37V233H35L34 234V232H31L30 234H29V236L31 237L33 234L34 235H41V236H51V237H47L46 239H43L44 241H45V243H48L49 241H51V240H55V244L54 243H51L52 244V246H50V245H48V247L47 248H49V250H55V251H57V252H62L65 248H70L71 249V247L73 246H78V247H83V249H85V250H87L88 248H84V247H88L87 246V244L85 245V243H86V241H88L87 239L88 238H91L95 243V249H92V247L90 248V249H88V251L87 252H85L86 253V255H87V257H85V259L87 260V258H88V260L86 261V263L85 264H94V262H95V264H99L101 261V258H102V256L104 257V256H106V257H109V258H111V260H118L120 257H123V256H129L130 254H138V252L141 250V248H142V244L143 243H141V240H137V244L135 243V245H133V244H131L130 242L128 243L127 242V238H126V236L124 237V238H122L123 236V231L120 233L119 232V230L121 229V228H123L124 227V225H123V219H124V216L123 215H120V216H122V217H120L119 218V215H117V216H114V215H116V214H112L111 213V215H110V212H109V210H108V208L106 207V206H104L105 205V201H107L106 200ZM10 200V201H11ZM25 200H26V197H25ZM111 201V200H110ZM1 204H2V202H1ZM83 204H85L86 206H84ZM107 204V203H106ZM98 205V206H97ZM2 205H0V207H1ZM102 206V207H101ZM101 207V208H100ZM107 209V211H106V209ZM86 209V210H85ZM90 211H89V210ZM98 209V210H97ZM94 210V211H93ZM96 210V211H95ZM101 210H103V212L104 213H102V211ZM98 211V212H97ZM99 212H100V214H99ZM95 216H93V215ZM100 216H99V215ZM102 214H103V216H102ZM106 216H105V215ZM107 215H108V217H109V219H108V217H107ZM110 215V216H109ZM78 216V217H77ZM105 216V217H104ZM136 216V215H135ZM133 217L132 219H134V220H132L133 221V223H136L137 221H136V217ZM75 217V218H74ZM77 217V218H76ZM80 217V218H79ZM93 217V218H92ZM116 218L115 219V221H114V218ZM94 220V222L91 220ZM101 218V219H100ZM103 218V219H102ZM104 218H106L105 220H104ZM113 220H112V219ZM100 219V220H99ZM96 220V221H95ZM104 220V221H103ZM112 220V221H111ZM118 220H120V221H122L121 223H120V221L118 222ZM83 221V222H82ZM92 221V222H91ZM99 221H101V222H99ZM107 222V223H104V222ZM68 223V225H72V223ZM112 222V224L110 225V223ZM113 222H115V223H113ZM91 223H93V224H91ZM120 223V224H119ZM98 224V225H97ZM109 224V225H108ZM116 224H118V225H116ZM122 224V225H121ZM108 225V226H107ZM83 226H84V228H83ZM86 226V227H85ZM99 226V227H98ZM101 226V227H100ZM105 226V227H104ZM117 226V227H116ZM34 226H32V225H30L27 229H32ZM76 227V228H75ZM78 227V228H77ZM80 227H82L81 229L82 230H78ZM63 228H65V229H63ZM71 228H73V229H71ZM86 229H89V230H86ZM93 229V230H92ZM100 229V230H99ZM115 229V230H114ZM119 229V230H118ZM45 230H47V231H45ZM105 230H106V232H105ZM108 230V231H107ZM113 232H112V231ZM69 231V232H68ZM92 231V232H91ZM111 231V232H110ZM115 231V232H114ZM85 232H89V233H85ZM107 232H110V233H107ZM29 233V232H28ZM28 233H26V232H22V233H19L17 236H14V235H2V234H0V264H17V256H16V258L14 257L13 258V262L12 261H9L10 260V256L12 255L11 253L12 252H14V248H13V246L15 245V244H22V242H23V240H24V238L26 237V234H28ZM69 234V240L68 239H64V238H66L67 236L66 235H68ZM85 234H89L90 235V237L88 236H86ZM108 234V235H107ZM126 235H128V233H125ZM77 235H79V236H77ZM81 235V236H80ZM104 235V236H103ZM3 236V237H2ZM122 236V237H121ZM176 236V235H175ZM76 237H78V238H76ZM81 238V240H80V238ZM94 237H95V239H94ZM173 236H164L163 237V239L162 240H164V241H160V246L161 245H166L168 242L167 241H169V242H173V238H172ZM177 237V236H176ZM181 238V237H183V235L181 234V235H179L177 238ZM117 238H118V240H117ZM165 238V239H164ZM176 238V239H177ZM72 239V240H71ZM126 239V240H125ZM155 240V237L154 238H152L149 242H153L154 240ZM172 239V240H171ZM96 240V241H95ZM153 240V241H152ZM2 242V243H1ZM4 242V243H3ZM162 242V243H161ZM171 242V243H172ZM139 243V244H138ZM156 243V242H155ZM32 244H28L27 245V249H29V247L31 246ZM36 245V244H35ZM155 245H157V244H155ZM2 246V247H1ZM163 248V247H162ZM39 250H40V252H38V253H34L30 258H33V260L32 259H28V260H26L25 259V261L23 262V264H31L32 262H36L37 260H38V258L36 257L37 255H39V254H43L44 252H45V250H44V246H41V247H39L38 248ZM46 249V248H45ZM101 257H99V256ZM96 256H98V257H96ZM35 257V258H34ZM59 257H61V255L59 256ZM93 257H95V258H93ZM50 257H47V258H44L43 260H47V259H49ZM51 258H54V257H51ZM55 258H57V256L55 257ZM90 258V259H89ZM40 259V258H39ZM61 258H59V260H60ZM91 259L93 260V261H91ZM96 259V260H95ZM99 259V260H98ZM5 260H7L6 262H4ZM12 260V259H11ZM95 260V261H94ZM98 260V261H97ZM15 261V262H14ZM135 261V260H134ZM3 262V263H2ZM8 262V263H7ZM40 262H41V259H40ZM127 262V261H126ZM126 262H122L123 264L125 263V264H128V263H126ZM121 262H119V264H120ZM121 263V264H122ZM33 264H35V263H33Z\"/></svg>",
	"mask_w": 264,
	"mask_h": 264
},
{
	"label": "crops",
	"instance_id": "crops-1",
	"mask_svg": "<svg viewBox=\"0 0 264 264\" xmlns=\"http://www.w3.org/2000/svg\"><path fill=\"white\" fill-rule=\"evenodd\" d=\"M174 58L170 59V60H173ZM180 59V64H179V69L182 68V67H186L187 66V61L191 58H189V56H184V57H181L179 58ZM6 60L7 59H2L1 60V57H0V69L3 70L5 67H10V64L6 63ZM9 60V59H8ZM7 60V61H8ZM170 60L168 61H165L163 63H159L157 65H153L151 66L149 69V74H151V78L155 79V80H160V79H169L171 81H174V82H180V83H184L181 79H180V76L177 75V74H171L170 72H167V71H163L161 69L162 65L169 62ZM192 63L193 64H188V68L186 70L183 71V73H185V75L187 76L188 73H190V69L192 72H197L198 74L200 73L201 71V67H199L200 63H196L197 61L191 59ZM10 61V60H9ZM194 61V62H193ZM224 61L221 62V66L220 67H223V65L225 64V62L223 63ZM220 64V63H219ZM7 65V66H6ZM3 68V69H2ZM1 70H0V73H1ZM143 72V71H142ZM144 73V72H143ZM190 78V76H188ZM193 80V82H192ZM200 82V77H193L192 79H190V82H189V86L190 87H195L196 86H199V83ZM186 84V83H185ZM223 105V103H222ZM225 105H223L224 107Z\"/></svg>",
	"mask_w": 264,
	"mask_h": 264
}]
</instances>
